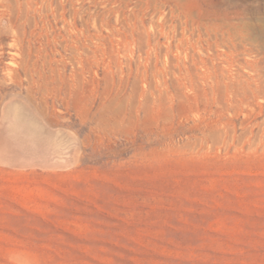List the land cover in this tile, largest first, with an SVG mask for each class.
Here are the masks:
<instances>
[{
	"label": "rangeland",
	"instance_id": "1",
	"mask_svg": "<svg viewBox=\"0 0 264 264\" xmlns=\"http://www.w3.org/2000/svg\"><path fill=\"white\" fill-rule=\"evenodd\" d=\"M0 264H264V0H0Z\"/></svg>",
	"mask_w": 264,
	"mask_h": 264
}]
</instances>
